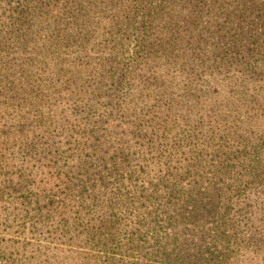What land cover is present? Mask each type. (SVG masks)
<instances>
[{
	"label": "trees",
	"instance_id": "trees-1",
	"mask_svg": "<svg viewBox=\"0 0 264 264\" xmlns=\"http://www.w3.org/2000/svg\"><path fill=\"white\" fill-rule=\"evenodd\" d=\"M71 85L79 89L69 98ZM181 87L228 97L252 90L264 102V0H0V96L15 101L0 105V194L24 199L0 212V241L32 244L29 220L13 212L18 202L40 204L33 190L54 180L67 199L36 213L50 219L54 206L81 202L90 216L82 238L107 255L116 257L109 250L118 244L142 250L151 239L154 264L229 260L230 241L254 234L242 213L257 206L247 201L263 199L256 189L264 186V135L245 122L192 141L161 115L163 105L181 104ZM17 153L39 164L37 155L51 154L50 170L23 166L17 175L11 163L19 157L5 156ZM111 166V189L89 184ZM232 181L236 203L226 197ZM128 182L135 184L125 192ZM126 197L137 223H126ZM206 213L215 219L207 244H181L177 229L205 230L198 224Z\"/></svg>",
	"mask_w": 264,
	"mask_h": 264
},
{
	"label": "rangeland",
	"instance_id": "rangeland-1",
	"mask_svg": "<svg viewBox=\"0 0 264 264\" xmlns=\"http://www.w3.org/2000/svg\"><path fill=\"white\" fill-rule=\"evenodd\" d=\"M71 88L79 89V87L76 88L74 85H71L64 90L65 93L67 94ZM175 91L176 97L180 93L186 94L181 100V104L174 101L173 105H163L161 108V115L164 114L165 118H169L175 129L185 133L186 137L191 138L192 141L204 142L219 132L221 135L228 127L234 128L243 125L245 122L254 123L255 125L253 128L256 125H259V133L261 136L264 135V102L256 91H248L246 95L242 96L238 91L237 93H232L230 97L225 93H222V96L213 94L212 92H209L207 88L186 90L184 87H181L177 88ZM67 95L69 98L71 97L70 94ZM76 101L79 102V100ZM13 102L15 101L0 96V105H7ZM68 102L70 103V101ZM53 103H55V101H53ZM81 104L84 105L83 103ZM66 108L69 111L76 113L77 117L82 119L83 115H80L78 111L68 107ZM167 115L169 116L167 117ZM247 116L250 120L242 121L243 119L248 118ZM113 119L114 118L111 116L107 117V120ZM243 138H241V141ZM2 141L3 140L0 141L1 144ZM260 144L264 154V140H261ZM215 154L216 153H213L212 155ZM50 155L51 154L37 155V159L41 160L40 164L36 163L35 160H32L29 163H23L25 159L24 154L18 155L17 153L15 155L5 156L10 160L19 157V159H15L14 162L11 163V167H13L12 170L16 171L17 175H19V171L23 166L25 167L26 173L43 164L45 166L41 171H49L50 164L46 157L48 158ZM259 161L262 162L264 170V155L260 157ZM11 167H8L7 170L11 171ZM110 168H112L113 173L108 172V170L100 171L98 174L90 177L89 184H95V187L100 190H103L107 185H110L109 189H111V185H113L116 180L114 176L116 173L112 166ZM249 170L250 174H254L250 168ZM4 179V175L0 174V183H2V185ZM53 182L56 183V181L53 180L52 183L50 182L52 185H49L50 183H48L44 186V190L51 188L50 186H52V191H50L51 189L44 191L42 187L38 186V188L33 190L34 192L31 196L34 197L35 202L38 201L40 204H34L32 206L21 205L19 202H22L24 200L23 198L15 199V196L10 198L6 195L1 198L0 194V206H2L0 212H2V209L7 202L19 201L18 204H16L19 208L13 213H15L16 219H20V222L23 221V218L29 220L31 232L27 234V241L32 243L27 245V243H9L0 241V264H134V262L143 259V256L141 255H146V258L143 259L145 263H140L154 264L153 260L155 258L150 252L153 249V241L151 239H148L147 243L142 244V250H136L134 247L130 249L131 246H120L119 244L118 246L114 245L111 248L108 247V249L110 248L109 251L114 252L113 255L116 257H112V254H105L103 252V250H105L104 246L97 245V242H87L83 240L82 233L87 231V228H85L83 223L84 221L88 222L90 216L87 209L84 208V206H81V202H76V204L75 202H72L70 205L66 206L62 205L58 212H56L54 206V218L47 219L44 216L41 218V216H39L40 213L38 211L36 213L34 208L45 206V203H48L49 206L52 201L58 202L67 199V196L60 191L62 189L61 186L54 185ZM82 184L83 183L80 185ZM134 184L135 183L131 182L126 183L124 187L125 192L130 190V187ZM237 185L238 183H234L233 181L225 185L226 188H232L226 193V197L230 198L233 194V201H235V203L237 199L236 194L240 190ZM38 191L40 192L36 197V192ZM151 191L152 189L150 190V193ZM256 191L262 193L259 197L263 199L258 201H247L246 203L256 202L257 206L253 208L250 205L242 213L244 215V217H242L244 223H248V226L254 234H243L239 238H233L230 241L231 245L229 246V250L224 251V257H229V260L225 259L224 264H264V186L259 187ZM18 196L20 197V195ZM45 198L46 200L44 202L43 200ZM131 198L133 197H126L122 200V208L125 211L127 210L129 214L126 223H137L139 218L132 217L133 215H136L137 212L131 207L129 201L134 202ZM39 200H41V202ZM65 202L68 203L69 201ZM16 205H10V207ZM56 206L59 205L56 204ZM42 208L43 215H46V209H44V207ZM207 214L208 213L201 216V223L198 224L205 226V230H203L204 235L201 234L203 231L195 230V225L193 224L189 225L190 228L185 227L184 229H177L178 241L181 244L195 245L200 240L204 241V245L207 244V234L205 233L209 232L208 230L213 227L211 224L215 222V219ZM231 214L232 211L230 212V215ZM161 217H163V215H161ZM34 226L36 228L33 229ZM122 227L124 229L122 230V233L127 232L130 229V227L127 226ZM112 233L116 235V230H113ZM208 237H210V233ZM97 238L100 239L99 237ZM35 239H39V241H36ZM79 246H83L84 248H79ZM91 249L96 250L92 252ZM129 253L131 255L130 259L122 257V255L125 256ZM86 254H88L87 258Z\"/></svg>",
	"mask_w": 264,
	"mask_h": 264
}]
</instances>
